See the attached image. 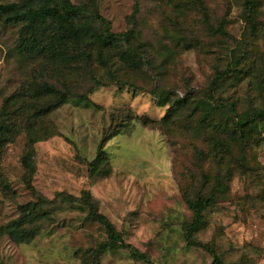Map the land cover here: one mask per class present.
<instances>
[{
  "label": "rangeland",
  "instance_id": "374dc122",
  "mask_svg": "<svg viewBox=\"0 0 264 264\" xmlns=\"http://www.w3.org/2000/svg\"><path fill=\"white\" fill-rule=\"evenodd\" d=\"M203 1L205 17L193 0H94L113 32L131 30L132 48L142 44L137 69L117 48L104 52L107 68L95 49L91 72L30 60L16 48L20 27L0 18V110L8 98L31 108L28 95L16 93L33 79L65 78L89 98L68 99L0 147V225L18 217L19 206L33 199L31 188L48 199L88 190L124 240L153 264H212L214 255L221 264H264V122L238 127L226 107H210L202 120L197 107L211 94V103L234 102L239 116L264 108V0H255L254 31L244 0ZM222 21L224 32L215 30ZM232 57L240 77L212 89L216 71ZM108 69L125 83L117 85ZM92 75L103 85L95 87ZM153 87L167 91L168 101L158 102ZM174 98L185 104L175 108ZM168 107L174 109L163 119ZM124 110L147 123L120 121L121 131L103 146L109 173H91L89 162L115 125L111 114ZM197 193L213 194L192 236L210 249L183 235L191 218L183 195ZM50 211L52 221L31 241L0 237V264H80L82 251L106 238L79 204L57 201ZM99 264L147 263L118 249L102 254Z\"/></svg>",
  "mask_w": 264,
  "mask_h": 264
},
{
  "label": "trees",
  "instance_id": "16d2710c",
  "mask_svg": "<svg viewBox=\"0 0 264 264\" xmlns=\"http://www.w3.org/2000/svg\"><path fill=\"white\" fill-rule=\"evenodd\" d=\"M94 4V0H18L0 3V18L7 23L20 27L16 48L21 55L30 60L43 59L67 68L76 65L77 69L82 68L91 72L95 67L93 64L95 49L97 63L103 68H107L104 52L111 48H117L119 58L128 67L139 68L137 57H141L139 50L142 44L139 43L132 48L133 32L131 30L113 32L110 21L98 12ZM193 5L201 11L204 17L206 16V6L203 0H193ZM244 6L246 19L250 29L254 31L256 29L257 3L255 0H244ZM95 22H98V25H95ZM215 30L224 32L223 21L220 22ZM238 66V58L232 57L225 69L216 71L211 88H217L226 78L240 77L241 68H238ZM106 73L108 77L114 79L117 85L121 86L122 83H125L117 80L118 77L112 70L108 69ZM90 78L93 80L95 87L103 85V82L94 75ZM58 79L55 78L56 83L33 79L16 93L27 94L33 102L31 105L32 109L28 107L26 101L21 104H13L12 98L6 99L0 110V147L11 141L21 131L33 129L37 120L66 103L68 99L76 98L85 103L89 100L86 95L73 92L67 86L65 78L61 77L60 80ZM149 92L160 103H165L169 99L167 91H158L153 87ZM213 100V95L207 94V99L198 102L197 107L202 110V120H205L209 111L212 110L210 107L214 109L226 107L234 117H237L235 125L238 127H251L257 122H264V108H253L245 116H239L234 102L217 101L214 104L210 102ZM184 101L182 98H174L175 108L177 105L185 104ZM173 109L168 107L163 119H167ZM133 118L141 119L143 123L148 121L147 118L142 116L134 117L126 110L119 112L117 115L111 114V120L115 122V125L108 132H104L98 145L97 153L89 162L91 173L102 175L109 173V169L105 166L104 143L121 131L119 128L121 125L120 121L127 125ZM25 163L27 162L25 161ZM31 190L33 199L19 206L17 218L0 225V237L7 235L17 243L31 241L40 233L46 223L52 221L50 208L57 201L79 204L87 211L86 219L99 224L106 236L95 247L82 251L80 264H99L102 254L118 249L127 250L135 260L153 264L146 253L141 252L124 240L115 225L98 210L96 201L88 190H82L79 195L58 192L56 198L52 199L36 193L33 188ZM183 197L187 207L191 210V218L184 226L183 235L185 240L196 246L210 249L209 245L197 242L192 236L201 226L203 211L213 202V194L197 193L194 198L184 194ZM212 264H221L220 259L216 255H214Z\"/></svg>",
  "mask_w": 264,
  "mask_h": 264
}]
</instances>
